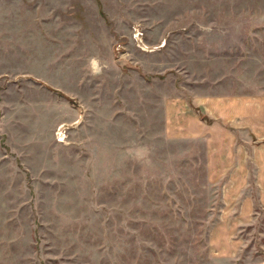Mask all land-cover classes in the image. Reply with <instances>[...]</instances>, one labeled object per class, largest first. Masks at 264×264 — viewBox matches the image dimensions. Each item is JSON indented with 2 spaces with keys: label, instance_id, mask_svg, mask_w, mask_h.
Wrapping results in <instances>:
<instances>
[{
  "label": "rangeland",
  "instance_id": "374dc122",
  "mask_svg": "<svg viewBox=\"0 0 264 264\" xmlns=\"http://www.w3.org/2000/svg\"><path fill=\"white\" fill-rule=\"evenodd\" d=\"M263 101L264 0H0V264H264Z\"/></svg>",
  "mask_w": 264,
  "mask_h": 264
},
{
  "label": "crops",
  "instance_id": "0c3cea01",
  "mask_svg": "<svg viewBox=\"0 0 264 264\" xmlns=\"http://www.w3.org/2000/svg\"><path fill=\"white\" fill-rule=\"evenodd\" d=\"M240 102L233 101V115L239 114ZM243 126L247 127L256 138V149L253 150L254 158L251 163H246L245 159L239 157L232 164V186L234 188V203H238L237 213L234 215L237 223L233 224V231H241V225L245 224H255L258 220L259 213L255 209L254 205L256 202L260 204L264 210V101H263V115H256L248 113L246 119L244 120ZM251 140V139H249ZM262 144V145H261ZM253 172L256 188L259 189L257 196L245 193V184L239 183V177L241 173ZM239 175V176H238ZM244 178V175L242 176ZM246 182L247 186L250 185L251 178L248 176ZM238 181V183H237ZM249 187V186H248ZM246 194V195H245ZM233 216V217H234ZM264 217V214H263ZM259 231H262V236L264 237V220L262 227Z\"/></svg>",
  "mask_w": 264,
  "mask_h": 264
},
{
  "label": "built area",
  "instance_id": "2783aa9c",
  "mask_svg": "<svg viewBox=\"0 0 264 264\" xmlns=\"http://www.w3.org/2000/svg\"><path fill=\"white\" fill-rule=\"evenodd\" d=\"M141 33L140 32H137L136 33V35H135V38L137 39V41H139L140 42V40H141Z\"/></svg>",
  "mask_w": 264,
  "mask_h": 264
},
{
  "label": "clouds",
  "instance_id": "9594fccd",
  "mask_svg": "<svg viewBox=\"0 0 264 264\" xmlns=\"http://www.w3.org/2000/svg\"><path fill=\"white\" fill-rule=\"evenodd\" d=\"M92 64H93V65H95V64H96V61H95V60H93V61H92Z\"/></svg>",
  "mask_w": 264,
  "mask_h": 264
}]
</instances>
